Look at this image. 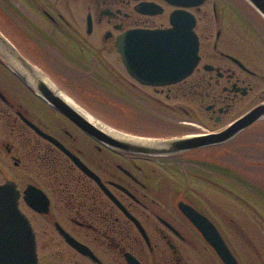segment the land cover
I'll use <instances>...</instances> for the list:
<instances>
[{"label":"flooded vegetation","instance_id":"flooded-vegetation-1","mask_svg":"<svg viewBox=\"0 0 264 264\" xmlns=\"http://www.w3.org/2000/svg\"><path fill=\"white\" fill-rule=\"evenodd\" d=\"M246 7L249 6L245 0H204L202 5L190 7L173 5L167 0H0V31L24 59L69 98L83 96L100 110L109 105L98 100L115 99L122 103L127 99L129 107L136 109L139 116L124 118L117 113L116 128L155 140L202 137L224 131L264 103V61L244 49ZM175 11H187L195 18L200 62L189 77L175 84H144L128 73L119 58V37L135 30H169ZM237 32L241 35L239 45L232 37ZM120 63L126 75L119 73ZM0 69L10 72L2 61ZM0 79L3 81L4 75ZM12 89L13 95H17ZM27 89L42 104L48 118L58 114L90 141L87 149L74 146L78 137L59 124L54 127L61 133L55 134L43 122H49L48 118L34 111L32 105L29 110L13 101L14 96L0 83V91L6 98L5 101L0 97L4 105H0V116L5 119L17 148L3 144L20 171L18 181L10 178L20 191L19 208L33 228L39 264H119L120 259L128 264L126 254L140 264H198L197 257L209 264L212 259L220 260L181 205L192 207L216 226L237 259L222 224L215 220L210 198L205 210L194 200L180 196L171 185L172 175L180 173L185 163L202 165L212 172L219 170L213 153L256 123L220 145L167 156L127 154L92 139ZM254 93L257 94L254 106L234 114L236 105ZM167 109L185 112L193 127L169 121L164 116ZM22 116L76 155L100 179L107 192L60 148L37 134ZM202 154L207 155L198 160L196 156ZM29 185L46 195L47 212H39L27 204L25 190ZM111 197L134 217L141 229ZM62 232L86 246L93 256L73 247Z\"/></svg>","mask_w":264,"mask_h":264},{"label":"water","instance_id":"water-1","mask_svg":"<svg viewBox=\"0 0 264 264\" xmlns=\"http://www.w3.org/2000/svg\"><path fill=\"white\" fill-rule=\"evenodd\" d=\"M167 1L173 5L190 7L202 5L204 0ZM246 1L264 18V0ZM171 25L172 28L169 30H135L126 32L119 37L117 47L122 61L129 74L140 82L154 86L175 84L189 77L198 66L200 62L199 39L194 30L196 25L194 16L187 11H175L171 15ZM0 60L38 97L67 117L92 139L111 150L127 154L167 156L220 145L231 141L254 123L264 120L263 103L235 121L224 131L209 136L155 140L120 132L128 135L129 139L117 138L89 121L63 99L54 83L51 82V86H49L46 83L47 77L24 59L2 32H0ZM207 69L213 68L207 67ZM0 97L6 101L1 91ZM22 118L42 138L60 148L84 173L98 182L107 192L100 179L76 155L25 117L22 116ZM0 190L6 193L5 199L0 202V264H39L33 228L29 219L19 208L20 191L17 184L12 180H7L0 185ZM111 198L140 227L134 217L116 199ZM25 200L31 208L39 212L45 213L49 209V200L46 195L33 185H29L25 190ZM181 208L214 248L224 264H238L216 226L192 207L181 205ZM62 233L77 250L85 255L93 256L86 246L71 239L65 232ZM125 258L128 264H140L130 254H126Z\"/></svg>","mask_w":264,"mask_h":264},{"label":"rangeland","instance_id":"rangeland-1","mask_svg":"<svg viewBox=\"0 0 264 264\" xmlns=\"http://www.w3.org/2000/svg\"><path fill=\"white\" fill-rule=\"evenodd\" d=\"M246 8L247 34L244 39L247 41V44L244 49H246L248 54H254L255 59L261 58L264 61V41L260 40L264 39V19L252 11L250 7ZM257 33L260 34L257 35ZM232 37L234 42L239 45L241 39L240 33L237 32ZM257 38L258 40H256ZM233 45L238 48L237 45ZM119 58H121L120 55ZM120 65L119 73L126 75L124 68L123 70L121 69V63ZM2 75H4V79L3 81L0 79V83L5 89L12 95L13 93L10 91V88L15 89L14 94L17 95H13V101L24 106L23 108L25 109L32 105L31 107L34 111L38 110L41 115L48 118L44 107H41L42 104L14 75L5 69H0V76ZM256 97L257 94L254 93L240 101L233 113L240 114L244 110L254 106L257 101ZM74 98L100 122L118 131L132 134L129 130H121L115 127V115L117 113L124 116V118L139 116L136 109L129 107L127 99L122 103L115 99L98 100L106 103L104 104L106 106L109 105L110 107L111 105V109L105 107L104 110H100L96 109L88 98L83 96H75ZM138 104L140 105L139 99ZM0 105L4 106L2 103ZM141 105L146 106L143 103ZM184 107L187 106L184 105ZM29 110L32 109L29 108ZM164 116L169 121L172 120L183 126L193 127V121L190 120L191 117L185 112L174 113L167 109L164 112ZM233 117L234 115L229 120ZM48 119L53 123L52 125L49 123L50 121L43 122L55 134L60 135L61 133L54 127V125L57 126L59 124V127L68 130L71 134L78 137L77 143H73L74 146L84 149H87L88 146L90 147V141L78 133L72 125L58 114L53 113ZM200 119H202L201 115ZM9 134L10 130L6 125V121L0 116V184L11 178L18 181L17 177L20 174L19 169L14 165L12 157L7 153L6 147L3 144L5 142L12 144L15 149L17 148L15 147L14 138ZM69 143H71L70 140ZM14 152L15 154L17 153L15 150ZM206 155L202 154V156L197 155L196 157L198 160H204ZM213 155L219 170L212 172L209 169L205 170L202 165L185 163L184 166L180 167V173L178 171L172 175L173 181L171 185L173 186V190L179 191L180 196L182 195L190 200H194L205 210L208 207V198H210L215 220L222 224L226 237L232 244L239 263L264 264V120L256 123L251 129L230 142L229 145L215 151ZM171 196L173 195L171 194L169 197ZM23 209L31 218L36 219L25 206H23ZM196 259L198 264H209L205 263V260L202 258L197 257ZM212 261L211 264H222L217 258L212 259ZM119 264H124L122 259H120Z\"/></svg>","mask_w":264,"mask_h":264},{"label":"bare ground","instance_id":"bare-ground-1","mask_svg":"<svg viewBox=\"0 0 264 264\" xmlns=\"http://www.w3.org/2000/svg\"><path fill=\"white\" fill-rule=\"evenodd\" d=\"M49 86H51V80L47 78L46 82ZM58 90V89H57ZM59 91V90H58ZM59 95L65 99L69 104H71L79 113H81L83 116H85L89 121L97 125L99 128L107 132L108 134L115 136L117 138H128V135L122 134L118 132L117 130L103 124L102 122L98 121L95 117L91 116L88 112L80 108L72 99H70L68 96H66L63 92L59 91ZM129 139V138H128Z\"/></svg>","mask_w":264,"mask_h":264},{"label":"snow or ice","instance_id":"snow-or-ice-1","mask_svg":"<svg viewBox=\"0 0 264 264\" xmlns=\"http://www.w3.org/2000/svg\"><path fill=\"white\" fill-rule=\"evenodd\" d=\"M6 193L3 190H0V202H3L5 199Z\"/></svg>","mask_w":264,"mask_h":264}]
</instances>
